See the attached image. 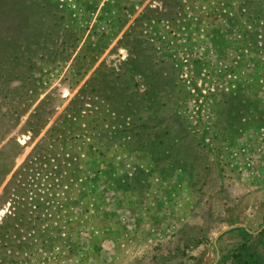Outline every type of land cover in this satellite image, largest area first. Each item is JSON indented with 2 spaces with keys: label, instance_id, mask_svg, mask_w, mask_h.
Returning <instances> with one entry per match:
<instances>
[{
  "label": "rangeland",
  "instance_id": "1",
  "mask_svg": "<svg viewBox=\"0 0 264 264\" xmlns=\"http://www.w3.org/2000/svg\"><path fill=\"white\" fill-rule=\"evenodd\" d=\"M24 186L63 197L72 254L19 240ZM245 228L264 0H0V264H230Z\"/></svg>",
  "mask_w": 264,
  "mask_h": 264
},
{
  "label": "trees",
  "instance_id": "2",
  "mask_svg": "<svg viewBox=\"0 0 264 264\" xmlns=\"http://www.w3.org/2000/svg\"><path fill=\"white\" fill-rule=\"evenodd\" d=\"M32 159L36 160L37 156L34 155L30 160ZM54 184H58V182H53ZM23 189L24 194L21 192V194L16 196V202L20 208L17 217L20 221L15 225L20 231L29 230L28 234L33 233V237L25 234L19 240L26 245H32L38 241L45 248L54 246L57 247L56 250L58 249L56 252H62L61 245H64L67 246L68 255L70 253L69 250L73 248V244L68 232L70 228L68 216L64 221L61 220L63 208L62 196L57 197L54 191H45L43 196L39 193L32 196L28 195L29 188L27 186H24ZM64 203L66 205L67 201L65 200ZM47 218L55 220L52 227L44 224L43 221ZM50 231H54V234L40 238L41 233H49ZM244 231L248 237L230 251L228 256L230 264H264V252H261L258 248V243L261 242L259 236L264 234V228L256 235L251 234L246 228ZM54 237L57 239L55 240ZM55 242L58 244H55Z\"/></svg>",
  "mask_w": 264,
  "mask_h": 264
},
{
  "label": "water",
  "instance_id": "3",
  "mask_svg": "<svg viewBox=\"0 0 264 264\" xmlns=\"http://www.w3.org/2000/svg\"><path fill=\"white\" fill-rule=\"evenodd\" d=\"M230 227H231V226H227V227L222 228L220 231H218V232L216 233V235H215V239H214V241L216 240L217 236H218L220 233H222L223 231H225L226 229H228V228H230Z\"/></svg>",
  "mask_w": 264,
  "mask_h": 264
}]
</instances>
